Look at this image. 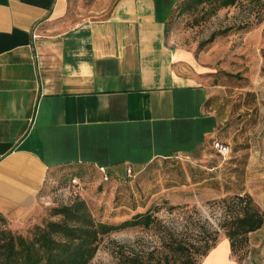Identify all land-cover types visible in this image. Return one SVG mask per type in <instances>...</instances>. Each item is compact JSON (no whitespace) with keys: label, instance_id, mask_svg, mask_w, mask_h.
Instances as JSON below:
<instances>
[{"label":"crops","instance_id":"1","mask_svg":"<svg viewBox=\"0 0 264 264\" xmlns=\"http://www.w3.org/2000/svg\"><path fill=\"white\" fill-rule=\"evenodd\" d=\"M180 1L0 0V215L11 228L36 213L52 170L102 181L104 166L119 182L225 139L195 54L166 38ZM198 264H264V221L243 260L222 235Z\"/></svg>","mask_w":264,"mask_h":264},{"label":"rangeland","instance_id":"2","mask_svg":"<svg viewBox=\"0 0 264 264\" xmlns=\"http://www.w3.org/2000/svg\"><path fill=\"white\" fill-rule=\"evenodd\" d=\"M263 2V0L261 1ZM240 0L211 13L181 1L166 24L173 46L192 51L209 90L208 106L223 122L230 153L211 148L200 158L176 157L149 164L138 176L101 181L89 168L83 178L72 167L52 170L39 194L36 213L24 225L0 228L28 235L52 206L83 198L95 219L109 224L149 212L150 226L118 229L101 237L88 264H198L199 253L225 235V218L240 209L238 196L264 214V3ZM79 176V182L72 181ZM248 202L244 198L242 205ZM244 244L232 253L241 261Z\"/></svg>","mask_w":264,"mask_h":264},{"label":"trees","instance_id":"3","mask_svg":"<svg viewBox=\"0 0 264 264\" xmlns=\"http://www.w3.org/2000/svg\"><path fill=\"white\" fill-rule=\"evenodd\" d=\"M239 1L181 0V3L189 9L209 5L211 13H214ZM245 1L260 3L262 0ZM244 198L248 202L242 205ZM238 202L240 209L223 222L232 253L244 244L247 247L249 232L260 228L264 221V214L251 204L248 196H238ZM0 219L6 220L1 215ZM153 221L151 214L144 212L136 213L119 224L101 222L95 219L83 198L75 197L68 203L52 206L48 216L41 223L34 224L28 235L0 228V264H88L96 254L102 236L126 227H148ZM217 241L214 239L207 244L199 255L203 258ZM134 259L132 263L137 264Z\"/></svg>","mask_w":264,"mask_h":264},{"label":"built area","instance_id":"4","mask_svg":"<svg viewBox=\"0 0 264 264\" xmlns=\"http://www.w3.org/2000/svg\"><path fill=\"white\" fill-rule=\"evenodd\" d=\"M212 149L222 157H226L230 153V147L228 144H225L221 142L218 139H214L212 141ZM99 171L102 173V180L107 181L109 179V176L106 172V167L104 166H99ZM133 176V172L130 168L126 169V177L131 178ZM74 181V180H72Z\"/></svg>","mask_w":264,"mask_h":264}]
</instances>
